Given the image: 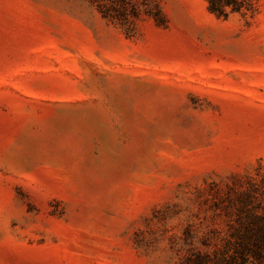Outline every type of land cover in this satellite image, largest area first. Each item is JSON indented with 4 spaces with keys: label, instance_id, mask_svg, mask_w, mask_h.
<instances>
[{
    "label": "rangeland",
    "instance_id": "374dc122",
    "mask_svg": "<svg viewBox=\"0 0 264 264\" xmlns=\"http://www.w3.org/2000/svg\"><path fill=\"white\" fill-rule=\"evenodd\" d=\"M252 2L0 0V264H179L264 218Z\"/></svg>",
    "mask_w": 264,
    "mask_h": 264
},
{
    "label": "trees",
    "instance_id": "16d2710c",
    "mask_svg": "<svg viewBox=\"0 0 264 264\" xmlns=\"http://www.w3.org/2000/svg\"><path fill=\"white\" fill-rule=\"evenodd\" d=\"M210 10L221 16L228 11L250 9L252 0H209ZM224 235L220 231L200 235L189 225L180 247L179 264H262L264 262V218L246 213V202L234 213Z\"/></svg>",
    "mask_w": 264,
    "mask_h": 264
}]
</instances>
